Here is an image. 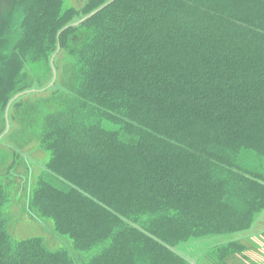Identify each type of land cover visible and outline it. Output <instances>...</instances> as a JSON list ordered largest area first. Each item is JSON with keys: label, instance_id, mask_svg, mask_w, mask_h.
I'll return each instance as SVG.
<instances>
[{"label": "trees", "instance_id": "trees-1", "mask_svg": "<svg viewBox=\"0 0 264 264\" xmlns=\"http://www.w3.org/2000/svg\"><path fill=\"white\" fill-rule=\"evenodd\" d=\"M108 1H13L0 110L53 55L75 82L40 120L26 207L45 236L10 230L0 178V264H191L187 245L264 212V0H114L69 26ZM253 237L202 262L264 264Z\"/></svg>", "mask_w": 264, "mask_h": 264}, {"label": "rangeland", "instance_id": "rangeland-1", "mask_svg": "<svg viewBox=\"0 0 264 264\" xmlns=\"http://www.w3.org/2000/svg\"><path fill=\"white\" fill-rule=\"evenodd\" d=\"M13 1L0 0V60L3 59L12 42V38L5 36L4 32L16 22L12 12ZM84 1L63 0L64 6L74 8H80ZM55 63L56 80L53 86H50L53 78H49L48 70L41 69V74L37 71L34 77L36 80H33L26 90L29 92L14 100L15 105L11 104L12 107L10 105L6 118L5 113L0 110V178L12 182L6 213L11 222L10 230L16 232L18 237H29L31 234L45 236L48 233V229L39 227L37 221L31 217L26 202L30 190L35 187L36 177L42 171L45 160L43 152L37 149L43 111L55 106L56 101L52 99L54 91H66L72 88L75 82L74 71L68 61L58 58ZM262 232H264V212L258 215L250 231L211 239L202 243L199 249L195 245H187L183 254L192 260L191 264H204L201 257L210 245L216 244L215 240L226 242L254 236L253 241L257 246L255 256L257 252L264 257ZM178 250L182 251L181 248Z\"/></svg>", "mask_w": 264, "mask_h": 264}, {"label": "water", "instance_id": "water-1", "mask_svg": "<svg viewBox=\"0 0 264 264\" xmlns=\"http://www.w3.org/2000/svg\"><path fill=\"white\" fill-rule=\"evenodd\" d=\"M113 1H114V0H109L108 3H105L103 6L99 7V8L96 9V10H94V12H92V13L88 14L87 16L81 18L80 21H77V22H75V23H72V24H70L69 26H70V27H75V26L80 25V23H82V22L86 21L87 19L93 17L94 14H96V13L100 12L101 10H103L104 8H106V7L108 6V4H110V3L113 2ZM53 58H54V55H53V57H52V58L50 59V61H49V64H50V66H51V68H52V78H53V80H52L50 86H53V85H54V82H55V80H56V78H55V77H56V71H55V68H54ZM28 92H29V91L21 92V93H19V94H17V95H15V96L12 97V99L8 102V104H7L6 107H5V108H6V110H5V118L7 117L8 111H9V109H10L9 107H10V105L12 104V102H13L14 100L18 99L19 97L25 95V94L28 93Z\"/></svg>", "mask_w": 264, "mask_h": 264}]
</instances>
